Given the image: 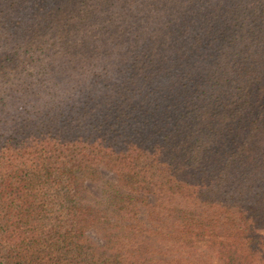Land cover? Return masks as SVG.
Instances as JSON below:
<instances>
[{"label":"trees","instance_id":"16d2710c","mask_svg":"<svg viewBox=\"0 0 264 264\" xmlns=\"http://www.w3.org/2000/svg\"><path fill=\"white\" fill-rule=\"evenodd\" d=\"M45 1L28 3L67 53L60 85L71 54L137 19L135 0ZM208 2L146 0L116 95L36 113L0 95V264H264V0ZM101 170L105 205L86 194Z\"/></svg>","mask_w":264,"mask_h":264},{"label":"rangeland","instance_id":"374dc122","mask_svg":"<svg viewBox=\"0 0 264 264\" xmlns=\"http://www.w3.org/2000/svg\"><path fill=\"white\" fill-rule=\"evenodd\" d=\"M28 1L24 0L22 3L19 0H0V57L2 63L6 64L4 74L0 75V95H13L12 109L17 108L18 112L29 110L36 113V105L43 99H48L51 95H79V89H85L83 94L91 88L92 90L98 88L97 94L116 95L119 88L116 81L122 76L121 69L125 67V60L129 54L126 39H133L136 23L141 24V17H143L142 23L145 20L144 14L149 10L146 0L134 1L133 6L136 7L134 13L137 19L134 16L127 22L122 17L117 25L115 24L113 33L105 37L102 45L88 46L83 51L71 54L72 65H75V68L71 69L70 66L68 82H63L61 85L55 77L58 71L56 60L62 61V57L67 53L57 51L53 53L49 50L50 45L46 42H48L47 37L51 35L50 31L32 19L33 15L43 12L44 7L48 6L33 12L35 6L29 5ZM52 1L56 2V0ZM206 1H209V4L215 2V0ZM46 2L47 0L44 2L45 5ZM49 5L51 6L50 0ZM89 27L87 28L89 32L84 35L93 38L98 31L90 32L93 26L89 24ZM88 48L91 50L89 51ZM93 70L94 76H89ZM93 79L101 81L100 88L91 87ZM114 177V174L101 170L96 180L88 181L86 183L88 200L102 201L105 205L104 182H114ZM146 222L148 223L147 220ZM102 234L100 230L95 229L88 234V238L98 244L101 242ZM153 245L163 244L161 241H155Z\"/></svg>","mask_w":264,"mask_h":264}]
</instances>
